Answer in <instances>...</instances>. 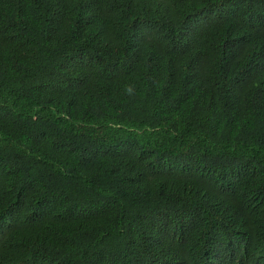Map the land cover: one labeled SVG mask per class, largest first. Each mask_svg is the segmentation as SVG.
<instances>
[{
  "label": "trees",
  "instance_id": "16d2710c",
  "mask_svg": "<svg viewBox=\"0 0 264 264\" xmlns=\"http://www.w3.org/2000/svg\"><path fill=\"white\" fill-rule=\"evenodd\" d=\"M0 264H264V0H0Z\"/></svg>",
  "mask_w": 264,
  "mask_h": 264
}]
</instances>
